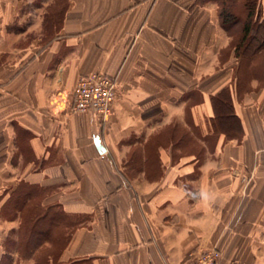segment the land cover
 <instances>
[{"label": "crops", "instance_id": "1", "mask_svg": "<svg viewBox=\"0 0 264 264\" xmlns=\"http://www.w3.org/2000/svg\"><path fill=\"white\" fill-rule=\"evenodd\" d=\"M33 1L0 0V211L24 185L77 220L58 264H264V80L241 84L217 5L65 0L56 39L18 47ZM95 73L117 87L103 123L68 107Z\"/></svg>", "mask_w": 264, "mask_h": 264}, {"label": "trees", "instance_id": "2", "mask_svg": "<svg viewBox=\"0 0 264 264\" xmlns=\"http://www.w3.org/2000/svg\"><path fill=\"white\" fill-rule=\"evenodd\" d=\"M217 5V14L220 26L227 32L238 27L236 34L232 35V48L237 59L236 74L241 84L246 80L257 78L264 79V16L261 14L259 0H205ZM59 2L45 14V32L59 20L60 28L66 4L58 9ZM59 28V29H60ZM261 60V64L256 63ZM261 70L259 71V68ZM258 72H261L260 75ZM219 114H215L213 126L216 128L219 120L229 113L228 99L219 98ZM40 194L28 186L17 187L7 199L5 206L0 211V217L7 221L19 217L16 231H11L5 240V255L17 253L19 256L33 258L35 264L42 260L45 264L52 262V256L45 253L44 246L49 243L55 231L59 230L63 246L68 242L72 227L77 223L73 217L65 215L56 207L41 209L39 206ZM71 229L68 231L67 229ZM62 231V232H60ZM57 232V231H56ZM60 249V251H61ZM59 251V252H60ZM58 258V257H57ZM56 258V260H57ZM8 262V259H6ZM6 264V263H5Z\"/></svg>", "mask_w": 264, "mask_h": 264}, {"label": "built area", "instance_id": "3", "mask_svg": "<svg viewBox=\"0 0 264 264\" xmlns=\"http://www.w3.org/2000/svg\"><path fill=\"white\" fill-rule=\"evenodd\" d=\"M116 97L117 87L112 78L99 73L82 76L69 93V111L88 114L103 123L112 115ZM219 258L220 252L217 249H206L187 264H218Z\"/></svg>", "mask_w": 264, "mask_h": 264}, {"label": "rangeland", "instance_id": "4", "mask_svg": "<svg viewBox=\"0 0 264 264\" xmlns=\"http://www.w3.org/2000/svg\"><path fill=\"white\" fill-rule=\"evenodd\" d=\"M59 2L58 9L62 7V5L65 4V0H34L33 1V7L34 9L36 8H41L40 11L34 10L33 15H29L25 21H22L21 23H17L12 25V30L15 32H23L26 28V26H35V29L33 31H30L26 34L21 35L17 40L15 45L20 47L24 46L30 42H33L36 44L38 47L44 48L51 44L57 37L58 32L60 31V22L59 20L55 25H53L49 31L48 34H46L45 29L46 26L44 24V18L45 14L49 12L54 7L55 2ZM45 4H42V3ZM238 27L235 29H230L229 33L230 34H236ZM256 63L261 64V60H257ZM261 70V67L259 68V71ZM261 72H258L260 75ZM264 80V79H263ZM18 218V223L17 227L19 225V217L16 216L14 219ZM5 220L4 218H2ZM17 228L10 230L9 232L6 233L5 236H3L2 241H1V256H0V264H35V261L33 258H29L28 256H19L17 253H12V254H6L5 255V240L7 237H9V233L11 231H16ZM71 229H67L68 231ZM59 230L55 231V234L52 236V239L49 243H47L43 249H45L46 256L51 255L52 256V262H49L48 264H58L56 258L58 257L59 251L61 247L63 246V242L57 240V238H60ZM62 232V231H60ZM8 259V262L7 260ZM39 264H45L43 260Z\"/></svg>", "mask_w": 264, "mask_h": 264}]
</instances>
